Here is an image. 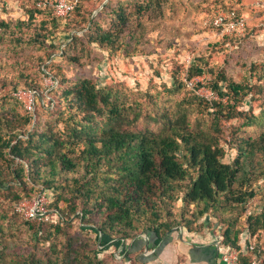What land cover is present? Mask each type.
<instances>
[{"label": "trees", "instance_id": "trees-1", "mask_svg": "<svg viewBox=\"0 0 264 264\" xmlns=\"http://www.w3.org/2000/svg\"><path fill=\"white\" fill-rule=\"evenodd\" d=\"M40 1L27 9L28 21L1 20L0 39L10 41L12 48L42 47L62 21L76 32L90 24L83 36L72 33L62 48L51 42L46 56L50 59L60 48V56L80 64L82 55H70L69 50L81 45L84 55L85 43L109 52H133L136 47L131 44H140L146 24L162 18L171 0H125L114 6L109 0L94 18L79 0L67 18L55 16L53 6H39ZM218 8L234 10L245 19L230 0H213L208 14ZM39 14L49 18L35 34H28ZM245 25L246 31V19ZM234 39L225 36L223 41ZM209 65L205 56L193 59L187 77L202 75L209 67V86L217 95L212 100L179 75L172 87H165L169 95L147 91L136 96L125 88L100 87L90 78L66 81L57 73L51 92L63 104L51 120H44L37 110L40 89L32 79L22 86L14 84L8 98L23 113L0 115V196L9 197L14 208L12 215L0 214V264H106L98 255V239L83 241L71 233L70 215L76 213L83 222L96 225L103 239L99 245L113 240L123 247L124 261L155 260L175 228L203 235L206 223L199 221L208 215L209 224L223 229L216 236L222 247L235 248L242 264L264 263V201L248 213L243 225L239 222L257 195L256 186L264 182V111L256 115L243 107L248 97L264 95V70L253 64L257 82L249 76L239 81L226 68ZM42 75L49 73L43 69ZM20 89L35 91L33 111L15 96ZM233 120L257 132L245 134L242 125L236 127V157L226 162L222 141L225 123ZM40 195L47 197L48 209L62 215L58 223L27 219L16 210L22 201ZM19 219L35 241L36 250L28 254L12 242V222ZM46 243L49 247L44 248ZM146 244L154 251L150 255L145 254Z\"/></svg>", "mask_w": 264, "mask_h": 264}, {"label": "rangeland", "instance_id": "rangeland-1", "mask_svg": "<svg viewBox=\"0 0 264 264\" xmlns=\"http://www.w3.org/2000/svg\"><path fill=\"white\" fill-rule=\"evenodd\" d=\"M123 1L125 0H111V4L114 6ZM34 2L35 0H0V21L16 22L18 19L28 21L27 9ZM79 2L83 3L89 12H92L91 17L94 18L109 0H79ZM230 2L236 4L247 20V30L242 34L224 35L222 31L212 28L206 22L213 12L208 14V7L212 5L213 0H171L165 6L162 18L146 24L140 44H131V47H136L133 52L129 54L124 48L116 52H109L98 44L87 45L85 43L86 52L84 55L81 45L77 49L69 50L70 55H82L80 64L60 56V48L65 46V40L72 33L83 36L90 24L85 29L76 32V30L68 28L67 23L62 21L56 29H53L55 32L47 40V44L42 47L23 45L12 48L13 44H9L10 41L0 39V115L12 117L18 111L23 113L21 107L8 96L12 93L14 84L22 86L26 80H33L40 89L39 100H37L38 103L41 101V104H38L37 110L44 120L56 117L63 104L56 98L57 93L51 92L57 85L52 76L57 73L62 74L66 81L90 78L100 87H121L129 92L133 91L136 96L140 92L147 91L169 95L165 87L173 86L174 77L179 75L185 80L193 59L205 56L208 58L209 66L216 64L224 67L235 79L243 81L249 76L250 81L257 82V77L253 75L251 69L255 64L257 69L264 70V0H230ZM48 18V14L37 15L33 20L34 26L28 34H35L39 30L41 21ZM225 36H234L235 39L234 41H223ZM53 41L60 45V48H56L55 53L50 59H47V53L52 51L49 44ZM43 69L49 75H42ZM204 74L198 76V79L204 81L205 86H209L212 80L209 67L205 69ZM205 86H200V88ZM51 98L52 103L50 104ZM26 99L30 102L28 97ZM243 107L251 109L256 115L261 114L264 111V95L253 99L248 97ZM31 125L33 128L34 122ZM241 125L242 122L239 120L225 123L226 136L222 144L227 151L226 162H232L236 157L234 130ZM242 129L246 131L245 134H256L257 132L256 129L246 130L244 125H242ZM242 134L240 132L239 135ZM259 183L256 186V197L249 202L247 211L239 218L240 225L245 223L248 213L259 209L261 202L264 201V182L260 181ZM31 185L29 184V187ZM178 204L181 205V202L179 201ZM13 209V201L4 194L1 195L0 214L8 211L9 215H12ZM70 216L72 217L69 228L71 233L83 241L98 239V255L106 264H140L134 262L133 259L124 261L122 255L124 248L119 247L118 243L112 244L113 240L108 241L109 244L99 245L103 239L100 238L96 225L83 222L77 217V213ZM9 221H11V217L6 220V224ZM201 221L206 223L203 233L201 232L203 235L210 239L221 235L223 229L218 224L214 222L209 224L210 216H204L199 222ZM12 228L15 233L12 242L18 245L19 251L28 254L36 250L31 232L25 228L21 219L12 222ZM172 234L171 246L175 251L171 256L176 255V257L164 262L153 260L146 264H186L184 246L188 241H192L196 234L181 231V228H175ZM98 235L99 238H97ZM139 235L147 238L146 234L140 233ZM131 242L132 240H126V244ZM40 247L42 246H39L38 250ZM43 247H49V243ZM145 253L148 251L145 250Z\"/></svg>", "mask_w": 264, "mask_h": 264}, {"label": "built area", "instance_id": "built-area-1", "mask_svg": "<svg viewBox=\"0 0 264 264\" xmlns=\"http://www.w3.org/2000/svg\"><path fill=\"white\" fill-rule=\"evenodd\" d=\"M39 6H53V14L60 18H67L77 5V0H46L38 2ZM210 26L221 27L224 35H239L245 31V19L237 16L236 11L227 10L224 8L215 9L206 21ZM205 75V74H204ZM200 76V75H198ZM198 76L185 78L187 85L202 96L209 100L217 98V95L212 91L210 86H205V82L198 79ZM203 76V75H202ZM205 78V77H204ZM200 86H205L201 87ZM20 100L24 102L26 107L33 111L35 109V91L18 90L14 93ZM26 97L30 99L27 101ZM48 199L45 195H40L33 200L22 201L16 210L21 212L27 219L39 217L43 221L58 223L62 215L53 209H48L46 204ZM224 252L220 258V264H242L239 259L238 251L232 247H223ZM253 264H264L261 260H256Z\"/></svg>", "mask_w": 264, "mask_h": 264}, {"label": "crops", "instance_id": "crops-1", "mask_svg": "<svg viewBox=\"0 0 264 264\" xmlns=\"http://www.w3.org/2000/svg\"><path fill=\"white\" fill-rule=\"evenodd\" d=\"M181 239V238H180ZM173 241V234L170 241L164 245L161 252L156 257L157 262H164L166 260H173L176 255L173 254V247L171 246ZM187 245L184 246L185 263L186 264H220V258L224 252L223 247L219 244V241L215 238L208 236L196 235L192 241H188ZM145 250L152 254L154 251H149L148 244L145 246ZM154 260V261H155ZM152 261H150L151 263ZM172 262V261H171Z\"/></svg>", "mask_w": 264, "mask_h": 264}]
</instances>
